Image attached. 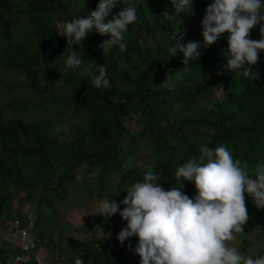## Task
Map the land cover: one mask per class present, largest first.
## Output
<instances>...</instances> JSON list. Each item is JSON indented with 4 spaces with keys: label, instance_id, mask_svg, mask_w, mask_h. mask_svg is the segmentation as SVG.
<instances>
[{
    "label": "trees",
    "instance_id": "trees-1",
    "mask_svg": "<svg viewBox=\"0 0 264 264\" xmlns=\"http://www.w3.org/2000/svg\"><path fill=\"white\" fill-rule=\"evenodd\" d=\"M211 2L193 0L191 14L181 12L177 16L170 0H118L106 21L120 8L137 9L138 20L128 26L126 34L127 50L121 52L118 46L105 42L109 34L99 35L95 30L81 45L72 46L85 65L107 66L110 86L98 91L83 65L79 69L66 66V39L57 34L59 19L66 22L87 17L98 0H83L82 11L73 10L72 0H0V72L23 75L25 81L19 78L20 85L15 88L30 92L35 97L32 106L38 102L36 108L43 109L42 114L50 111L53 117L62 119L66 109L71 121H76L75 128L69 126L67 137L60 139L62 132L56 131L54 118L4 120L0 111V189L4 194L0 198V218L13 214L10 200L19 192L24 194L20 202L36 212L30 253L14 245L9 247L2 240L0 264L39 248L53 255L65 252L64 264L75 260L83 264H128L127 258L139 262L138 254L128 247L129 242L135 247V236L121 244L117 237L96 242L70 237L54 243L52 235L56 228L52 204L68 198L69 189L75 188L78 168L85 166L89 173L97 172L99 199L110 194L107 187L113 178L119 196L123 184L143 178L144 170L126 163L138 140H146L150 147V162L166 190L174 186L175 167L198 155L200 145L208 141L209 147L225 145L235 158L247 161L250 173L258 161H264V51L252 66L258 74L254 80L239 71L222 70L227 59L223 56L227 33L214 44L201 47V56L190 62L188 72L182 70V53L168 57L170 43H176L172 36L182 37L180 43L203 42L200 21ZM165 8L172 11V18L160 16ZM259 27L251 29V39L260 38ZM137 31L150 35L152 45H142ZM59 66L61 73L57 71ZM216 83L225 87V97L210 106L202 105L201 98L212 94ZM21 106L26 105L18 100L9 105L13 110ZM178 108L183 110L181 117L170 123L167 117ZM133 114L142 124L130 133L123 119ZM43 184L52 186L48 199L36 198L33 193V188ZM183 191L190 197L196 194L188 181ZM246 205L250 219L243 226L244 235L264 224V209H257L251 197ZM44 209L50 213L46 215ZM16 215L19 219L26 217L20 211ZM119 219L125 227L126 221ZM27 224L26 218L19 227ZM64 243L66 248L61 246ZM29 256L31 261L24 264H37L35 256Z\"/></svg>",
    "mask_w": 264,
    "mask_h": 264
},
{
    "label": "clouds",
    "instance_id": "clouds-1",
    "mask_svg": "<svg viewBox=\"0 0 264 264\" xmlns=\"http://www.w3.org/2000/svg\"><path fill=\"white\" fill-rule=\"evenodd\" d=\"M170 2L175 15L191 14L193 0ZM117 3L118 0H98L87 17H73L57 33L66 39V66L79 69L83 65L92 87L98 91L110 86L107 66L85 65L79 51H73L72 46L81 45L95 30L99 35L109 34L105 42L118 46L121 52L126 51L128 26L137 22V9L135 6L120 8L106 21ZM172 15L167 8L160 13L161 17L169 19ZM200 24L202 43H180L182 37L172 36L176 43H170L168 57L182 53L184 72L190 71V62L201 56V47L214 44L227 33V47L223 52L227 59L222 70L239 71L253 80L258 78L252 66L258 63L259 53L264 51V0H212ZM258 24L260 38L251 39V29ZM66 128L64 125L63 130ZM61 130V127L56 129ZM210 143L201 144L198 155L175 167L174 186L167 190L159 183L162 179L156 173L146 171L142 179L124 189L126 195L122 200L117 202L112 198L98 203L95 214L105 219L119 214L126 221L117 240L124 244L130 237L137 238L135 247L130 242L128 247L138 254L139 264H264V255L254 258L241 253L238 240L250 219L246 195L252 198L257 209H264V161H258L250 173L247 161L235 158L225 145L209 147ZM185 181L194 185L193 197L183 191ZM20 193L17 194L19 199L24 196ZM120 205L124 207L121 209ZM30 229L32 232V227ZM76 264L83 261L77 260Z\"/></svg>",
    "mask_w": 264,
    "mask_h": 264
},
{
    "label": "rangeland",
    "instance_id": "rangeland-1",
    "mask_svg": "<svg viewBox=\"0 0 264 264\" xmlns=\"http://www.w3.org/2000/svg\"><path fill=\"white\" fill-rule=\"evenodd\" d=\"M83 0H72V7L75 11H82L84 8V5L82 3ZM78 2V4H76ZM80 3V4H79ZM65 23V21L59 19L57 22L59 31L62 30V26ZM138 35H140V43L144 46H150L152 45V37L148 35L147 33L137 31ZM60 37H62L60 35ZM152 50H155L153 47ZM62 66H59L57 71L60 73L62 72ZM8 74L11 73H4L0 72V111L2 113V117L4 120L7 119H23L26 121H30L34 118H54L55 126L61 127L60 139H64V136L67 137V133L69 132V126H71L73 129L75 128V120L70 115V112L66 109L64 115H62V119H60L58 116L53 117L54 115L49 112H44L42 114L43 109L37 110L36 104H34V107L32 106L35 101V97H33L30 92L23 91L21 89L15 88V85H20L19 78L22 79L24 82L25 79L23 75L17 73V74H11L14 76H9ZM60 82V80H59ZM226 94V89L224 86H222L220 83L214 86V91L210 95L203 96L201 98L202 105L204 106H210L215 100L224 98ZM21 101L26 106L19 107L18 110H13L9 107V105H13L15 101ZM30 103V104H29ZM183 113L182 108L175 109L168 117V121L170 123L176 122L179 117H181V114ZM58 117V118H57ZM125 125L128 127L130 133H135L141 126L142 120L135 114L131 116H127L124 119ZM67 125L66 130H63V126ZM54 126V127H55ZM73 131H71L72 133ZM152 155L150 151V147L146 143V140H138L137 142V148L136 150L130 154L127 157V166H139L142 170L146 171H153V165L150 162L152 160ZM156 173V172H154ZM75 188L69 189L68 192V198L64 201H54L52 204L53 210L56 213L55 214V227L53 229L52 235H53V242L57 243L60 239L65 241L66 238H76L79 240H87L89 242H96L100 241L102 239H113L117 237V234L121 230V228L124 227V224H122V221L119 219L120 215L115 214L111 217H108L105 219L102 215L95 214L98 210L97 206L100 201L103 200H111L112 198L119 202L124 198L126 195V191L124 189H127L129 187V184H123L121 195L119 196V192L115 191L114 186L116 184V178H113L110 185H108V191L109 195H105L103 198L97 197V188H98V180H97V172H91L89 173L87 171V168L85 166L78 168L75 171ZM51 189L52 186L49 184H43L38 185L35 188H33V193L36 198L39 197H45V199H48V197L51 196ZM23 195L22 193H20ZM90 194V197L88 196ZM3 189H0V198L3 197ZM11 196L12 193H10ZM250 196L246 195V200ZM11 207L13 209V214L11 216H1L0 221V243L2 241V236L4 233L9 230V226L15 219H17L19 222H23L26 220V217L23 216L19 219L17 217V212H21L22 215H25L26 211L28 215L32 218L35 217L36 212L35 210L30 207L27 203L20 202V199L16 197L15 199H11ZM124 205H120V208L122 209ZM43 212L48 215L50 212L48 209H44ZM26 213V215H27ZM15 216L17 218H15ZM29 224V223H28ZM52 227V226H51ZM244 239L246 242L251 243L252 245L250 247L245 244L244 249L247 251L246 255H251L254 258L256 255L260 252V250L263 249L261 255H264V224L260 223L259 226L255 230H250L249 233L244 235ZM62 248H66L65 243L61 244ZM19 247V246H18ZM20 251L26 250L23 247L18 248ZM44 251V250H43ZM39 252V251H38ZM45 252V251H44ZM60 252V251H59ZM59 252H56L57 255L50 254V261L44 260L45 264H64L66 262V254L62 251V254ZM21 254V253H20ZM43 255V253L41 252ZM24 255V254H22ZM21 256V255H19ZM52 257V258H51ZM77 260L70 264H76ZM128 264H139L137 260H133L130 258H127Z\"/></svg>",
    "mask_w": 264,
    "mask_h": 264
},
{
    "label": "built area",
    "instance_id": "built-area-1",
    "mask_svg": "<svg viewBox=\"0 0 264 264\" xmlns=\"http://www.w3.org/2000/svg\"><path fill=\"white\" fill-rule=\"evenodd\" d=\"M26 218L29 223L27 228L21 229L18 227V223H16V225L15 224L12 225L11 229L15 235L16 241L21 243L22 247L27 250V248H31L34 246V236L30 229L32 227L31 225H32L34 218L30 217L28 213L26 215ZM42 256L43 255L41 254L40 251L37 252L35 255V260H37V262H39L40 264H45L44 262H42V258H43ZM29 260L30 259L28 255H22V256H17L11 260H8L7 264H22L23 262H27Z\"/></svg>",
    "mask_w": 264,
    "mask_h": 264
},
{
    "label": "crops",
    "instance_id": "crops-1",
    "mask_svg": "<svg viewBox=\"0 0 264 264\" xmlns=\"http://www.w3.org/2000/svg\"><path fill=\"white\" fill-rule=\"evenodd\" d=\"M15 218H17V217L15 216ZM9 223H11V225L9 226V230H7V232L4 233V235L2 236V240L4 241V243L8 244L9 247H11V245H14V246H17V247L18 246L22 247V244L16 241L15 235L12 232V229H11L12 225H14V224L16 225V223H18V225L20 226L21 222H19L17 219H15V221H13V222L10 221ZM238 240H239V247H240L241 253L246 255L247 251L244 249V247H245V243H248V242H246V240L244 239V234H240L239 237H238ZM4 243L1 242L0 243V247L4 246ZM251 245H252L251 243H248L247 246L250 247ZM26 251H27V253H28V251L30 253V248H27ZM38 251H41L43 253L42 262H44V260H48V261L52 260V259L49 258L51 252H46V251L44 252L42 250V248H39V249L35 250L34 252H32V254H29V255H32V256L34 255L35 256ZM29 259H30L29 261H31L30 256H29ZM27 262H23L22 264L27 263ZM36 262H37V260H36ZM37 264H40V263L37 262Z\"/></svg>",
    "mask_w": 264,
    "mask_h": 264
}]
</instances>
